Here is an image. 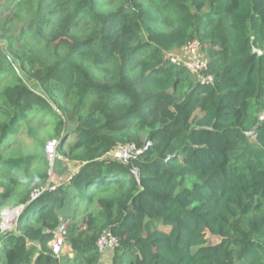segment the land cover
Wrapping results in <instances>:
<instances>
[{
	"label": "trees",
	"instance_id": "1",
	"mask_svg": "<svg viewBox=\"0 0 264 264\" xmlns=\"http://www.w3.org/2000/svg\"><path fill=\"white\" fill-rule=\"evenodd\" d=\"M4 6L0 210L15 198L22 211L0 225V264H103L105 234L111 264H264V0ZM194 41L211 83L165 59ZM22 128L79 164L68 185L46 186L45 153L3 156ZM132 143L142 152L129 162L108 156ZM35 160L43 169L21 189ZM60 217L71 251L58 255Z\"/></svg>",
	"mask_w": 264,
	"mask_h": 264
},
{
	"label": "rangeland",
	"instance_id": "2",
	"mask_svg": "<svg viewBox=\"0 0 264 264\" xmlns=\"http://www.w3.org/2000/svg\"><path fill=\"white\" fill-rule=\"evenodd\" d=\"M3 1H6V0H0V2H3ZM5 7L6 6H4V8L0 11V13L6 14L8 8L7 7L5 8ZM161 28L162 30H165L164 27H161ZM186 46L187 45L184 44V45H181L180 47H174L172 49L165 50L166 61H168L171 57L176 55L177 57L180 58V61H182L183 63L189 62L192 57V54L190 55L189 53L190 50L188 51L186 50ZM200 53L206 56V54L202 51L201 48H200ZM41 131L43 132V137H46L47 130L43 128L41 129ZM19 136L21 138L17 142V144L15 145L10 144L4 150H2V154L5 158L9 156L18 157L17 155L19 153H23V155H32V154L39 155L42 153L46 154L45 152L46 146H47L46 144L48 141H51V139L48 138L46 140V144H45L46 146L44 145L45 148L43 147V149L37 150L36 148L37 145H35L34 140L31 139V137L28 135V132L25 128L21 129V133L19 134ZM44 161L49 162L47 166L48 172H49V179L46 182V186H50V187L68 185L70 176L74 172H76V170L79 167V164L76 161L67 159L63 157L62 155H58V156L55 155L54 157H51V158L46 155L44 158ZM43 163H44L43 160H42V164H39L38 160H35V162L31 164L30 168H28L27 170L23 168L20 175L15 178L20 183L19 186L21 187V189L27 188L29 185V181L38 176V173L41 172V170L43 169V166H44ZM1 182H2V179L0 178V185H1ZM2 191L3 189L0 187V192ZM15 204H16L15 198L9 199L5 204L6 207L0 210V225L2 223L7 224V225L11 224L12 214L14 210H16V208H13V207H18ZM69 251H70L69 249H66L65 253H68Z\"/></svg>",
	"mask_w": 264,
	"mask_h": 264
},
{
	"label": "built area",
	"instance_id": "3",
	"mask_svg": "<svg viewBox=\"0 0 264 264\" xmlns=\"http://www.w3.org/2000/svg\"><path fill=\"white\" fill-rule=\"evenodd\" d=\"M200 42L199 41H194L190 45L186 46V50H190V55L192 54V57L189 62L183 63L180 61V58L174 55L173 57L170 58V60L174 63L182 64L186 66L189 71H191L196 78L203 84L205 83H211L213 82L214 78L212 74L207 73L208 71V58L204 56L203 54L200 53ZM58 145L57 140H51L49 143H47L46 146V155L51 157L55 156V151L56 147ZM142 152V149L139 148L136 144H126V145H119L113 152H111L108 156L116 159V160H121L123 162H129L133 158L137 157L140 153ZM78 170V169H77ZM76 170V172H77ZM136 173V172H135ZM41 191L37 190L36 192L33 193V197H37ZM15 214H12V219H11V224L7 225L2 223L1 227L2 229H12L17 222V218L21 213V208H18L14 210ZM60 224L57 227V229L53 232V239L50 242V246L53 249V251L56 254H65L66 252V232L69 226V222L64 218L60 217L59 218ZM117 244V240L113 237H110L108 234L103 235L99 242L98 245L101 248V250L104 251L108 246H115Z\"/></svg>",
	"mask_w": 264,
	"mask_h": 264
},
{
	"label": "crops",
	"instance_id": "4",
	"mask_svg": "<svg viewBox=\"0 0 264 264\" xmlns=\"http://www.w3.org/2000/svg\"><path fill=\"white\" fill-rule=\"evenodd\" d=\"M67 249L70 250V247H67ZM113 254H114V248L111 246L108 247L103 253V264H111Z\"/></svg>",
	"mask_w": 264,
	"mask_h": 264
},
{
	"label": "clouds",
	"instance_id": "5",
	"mask_svg": "<svg viewBox=\"0 0 264 264\" xmlns=\"http://www.w3.org/2000/svg\"><path fill=\"white\" fill-rule=\"evenodd\" d=\"M54 140H56V139H54ZM56 148H57V147H56ZM55 155H56V151H55ZM136 174H137V173H136ZM16 209H18V208H16ZM21 211H22V208H21ZM13 214H15V213H13ZM20 214H21V213H20ZM19 216H20V215H19ZM19 216H18V218H19ZM18 218H17V221H18ZM68 222H69V221H68ZM16 223H17V222H16ZM59 224H60V223H59ZM15 226H16V225H15ZM15 226H14V227H15ZM14 227H13L12 229H14ZM5 230H6V229H5ZM65 244H67L66 241H65ZM66 247H69V245H66ZM70 251H71V249H70ZM70 251H69V252H70ZM69 252H68V253H69ZM65 254H67V253H65Z\"/></svg>",
	"mask_w": 264,
	"mask_h": 264
}]
</instances>
